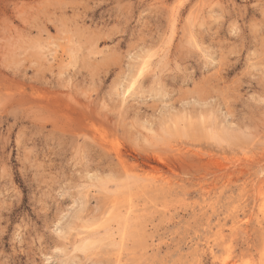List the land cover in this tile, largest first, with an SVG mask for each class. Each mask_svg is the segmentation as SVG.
<instances>
[{"label":"rangeland","instance_id":"374dc122","mask_svg":"<svg viewBox=\"0 0 264 264\" xmlns=\"http://www.w3.org/2000/svg\"><path fill=\"white\" fill-rule=\"evenodd\" d=\"M0 264H264V0H0Z\"/></svg>","mask_w":264,"mask_h":264},{"label":"bare ground","instance_id":"6f19581e","mask_svg":"<svg viewBox=\"0 0 264 264\" xmlns=\"http://www.w3.org/2000/svg\"><path fill=\"white\" fill-rule=\"evenodd\" d=\"M97 52V51H96ZM148 74V73H147ZM134 147V146H133ZM167 147V146H166ZM184 149V148H183ZM154 150V149H153ZM187 152V151H186ZM155 154V153H154ZM181 154V153H180ZM183 154V153H182ZM118 155V154H117ZM121 155V154H120ZM122 155H123V153H122ZM124 156V155H123ZM122 157V156H121ZM159 157V156H158ZM125 158V157H124ZM166 158V157H165ZM154 159V158H153ZM171 159V158H170ZM122 160V159H121ZM120 160V161H121ZM123 162H125L124 160H123ZM120 164H121V162H120ZM192 164V163H191ZM197 164V163H196ZM141 173V172H140ZM131 177V176H130Z\"/></svg>","mask_w":264,"mask_h":264}]
</instances>
